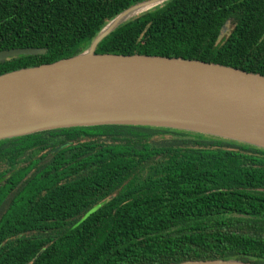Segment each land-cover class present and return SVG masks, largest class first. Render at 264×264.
<instances>
[{
	"label": "trees",
	"instance_id": "16d2710c",
	"mask_svg": "<svg viewBox=\"0 0 264 264\" xmlns=\"http://www.w3.org/2000/svg\"><path fill=\"white\" fill-rule=\"evenodd\" d=\"M143 1L0 0V52L44 50L0 62V75L80 54ZM96 53L264 75V0H170L114 30ZM44 149L55 157L36 158ZM21 152L35 168L20 191L28 216L0 223V264H264L263 149L171 129L96 126L0 141V161ZM2 168L0 200L12 179Z\"/></svg>",
	"mask_w": 264,
	"mask_h": 264
},
{
	"label": "water",
	"instance_id": "95a60500",
	"mask_svg": "<svg viewBox=\"0 0 264 264\" xmlns=\"http://www.w3.org/2000/svg\"><path fill=\"white\" fill-rule=\"evenodd\" d=\"M168 1L146 0L121 11L80 54L0 75V141L70 128L138 126L264 150V75L190 59L96 53L114 30ZM43 53L5 50L0 62ZM179 264L254 263L216 259Z\"/></svg>",
	"mask_w": 264,
	"mask_h": 264
},
{
	"label": "flooded vegetation",
	"instance_id": "af4514ba",
	"mask_svg": "<svg viewBox=\"0 0 264 264\" xmlns=\"http://www.w3.org/2000/svg\"><path fill=\"white\" fill-rule=\"evenodd\" d=\"M27 152H31L30 150ZM25 153L21 152L19 153L14 159H10L9 157H3L2 160L0 161V164L4 166L2 168V172L4 174L5 181H8L11 177L12 179L9 180L8 183H6V191H5V196L0 200V223L2 222H11V223H18L22 217H27L28 216V211L21 210L20 203L23 201L22 199V192L21 187L24 184V182L28 181L29 178L32 176V174L35 172L34 167H30L32 165L33 161H31L32 157L26 158ZM44 157V159L40 160H52V158L55 157V152L49 153L47 150H42L36 155V158ZM152 160H149L147 163H151ZM28 168V171L26 174H24L21 178L18 176L14 177L12 176L15 174L17 171H25ZM264 191V188L261 189ZM215 189L209 190L202 194L203 196H206L209 193H214ZM18 201V202H16ZM18 209L20 211L18 212ZM17 212V213H15ZM9 213H13L12 215H8ZM18 213H22L23 216L18 215ZM27 215V216H25Z\"/></svg>",
	"mask_w": 264,
	"mask_h": 264
},
{
	"label": "rangeland",
	"instance_id": "374dc122",
	"mask_svg": "<svg viewBox=\"0 0 264 264\" xmlns=\"http://www.w3.org/2000/svg\"><path fill=\"white\" fill-rule=\"evenodd\" d=\"M232 27V24H228L227 26H226V28L224 29V31L222 32V36L224 37V36H226V34H227V30H229L230 28Z\"/></svg>",
	"mask_w": 264,
	"mask_h": 264
},
{
	"label": "bare ground",
	"instance_id": "6f19581e",
	"mask_svg": "<svg viewBox=\"0 0 264 264\" xmlns=\"http://www.w3.org/2000/svg\"><path fill=\"white\" fill-rule=\"evenodd\" d=\"M153 7H155V6H152V7L148 8V9H152ZM139 13H140V12H138L137 14H135V15H133V16H134V17H137V16L139 15Z\"/></svg>",
	"mask_w": 264,
	"mask_h": 264
}]
</instances>
